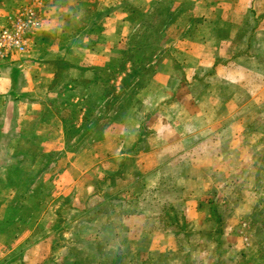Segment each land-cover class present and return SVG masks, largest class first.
Returning <instances> with one entry per match:
<instances>
[{"label":"rangeland","instance_id":"374dc122","mask_svg":"<svg viewBox=\"0 0 264 264\" xmlns=\"http://www.w3.org/2000/svg\"><path fill=\"white\" fill-rule=\"evenodd\" d=\"M207 1L0 0V28L37 12L29 51L9 63L23 65L24 124L42 130L13 147L19 117L0 96V234L5 216L26 222L0 236V264H264V41L249 40L264 4ZM197 10L205 21L189 29ZM202 37L201 54L169 46ZM184 57L194 93L154 105L159 63Z\"/></svg>","mask_w":264,"mask_h":264},{"label":"crops","instance_id":"0c3cea01","mask_svg":"<svg viewBox=\"0 0 264 264\" xmlns=\"http://www.w3.org/2000/svg\"><path fill=\"white\" fill-rule=\"evenodd\" d=\"M213 1V5H215L216 3H239V4H245V3H257L258 1L262 4H264V0H210ZM210 1L208 0L207 3L209 4ZM200 3V4H199ZM206 3V4H207ZM196 4L197 5H202L203 4V0H196ZM210 5V4H209ZM216 6V5H215ZM240 7V6H239ZM202 9L199 8V10ZM212 9V8H211ZM197 13H199V15H197ZM236 13L238 14V19L244 20V21H249L251 20V11H248L243 7L241 9H237ZM185 15L187 16V14L185 13ZM191 16V15H190ZM194 17L196 18L195 22H189L187 24V26H189V29H196V30H200V28H198L197 23L198 21H205L204 20V16L202 14H200V12L197 10V12L195 13ZM261 22H260V26L258 27V33H255L254 35H250L249 36V40L250 38H253V42L256 40H259L258 38H262L264 41V15L261 16ZM199 18V20H198ZM246 19V20H245ZM202 25V24H201ZM246 25V24H245ZM230 28V27H228ZM242 28L241 31L236 32L235 35L240 34L241 37V41H239L240 44H242L243 42H245V33L248 31V28L245 27H240V29ZM228 34H226L227 36L232 35L230 31L227 32ZM238 33V34H237ZM215 34V31H213L211 34L209 35H213ZM208 35V36H209ZM203 36V35H202ZM203 38V42H199V39H195V40H185V39H181V38H177V40H175V42H173L171 40L169 46H182V49H184L185 53H190V52H199L200 54L203 53L204 51H206V44L204 43V37ZM172 39V38H171ZM223 40V39H221ZM215 43L217 44V53L220 54L221 49V41L219 38V41L215 39ZM264 44V42H263ZM183 51V50H182ZM189 51V52H187ZM217 55V57L220 55ZM202 65V66H208L210 63L209 62H199L198 65ZM193 63H191L189 60H187V57H184L182 60L178 61V63L174 60H163V64L159 63V68H161V70H157V73L155 74V76L153 77L151 83L149 84V89H147V94H145V96H147V98L149 100H152L154 105L156 103H163V105H165L166 101L169 100H174L176 98L179 97V93L184 89H186L187 91L193 92L194 93V86L197 85L198 83H200V79L198 80V78L200 76H196L194 73L193 77L190 74V71H192L191 69L194 68ZM222 65V64H220ZM10 66V67H8ZM21 66L23 65H17V67H19V71L18 73H15L13 67H11V62H7V63H3L0 65V96L6 99V102H8V107H6L7 110V114L10 115V113L14 114L15 117L18 116L19 117V125L18 126H12V124L6 128L7 132H13L15 133V137L17 141H14L13 144L15 146L13 147H17L18 149H22L23 147H25V145L28 142V136L29 134H33L34 136L38 135L41 133V129L39 127H28L26 124H24V121L29 117L30 113L28 111V95H25L23 92L24 88L23 86L21 87V80H22V71H21ZM224 66V65H222ZM190 67V68H189ZM175 68H180L181 70L178 71ZM195 70V69H194ZM20 81V82H19ZM18 82L19 85H17L16 83ZM12 84L14 85V89L11 90ZM16 86V87H15ZM8 87V90H7ZM18 89V90H16ZM24 94V95H23ZM27 94V93H26ZM144 96V97H145ZM3 100V99H1ZM145 100V98H144ZM148 101V100H145ZM151 101V102H152ZM142 100L139 101V104L136 107H133L134 104L132 105V109L131 112L128 114L133 123L131 122V120H128L129 123H131V127L133 128V130H137L136 125L138 124V120L139 122L143 119L144 115H146V110H149L150 106L147 105L145 103V107H143L142 105ZM14 106V108H13ZM31 116V115H30ZM57 131V130H56ZM58 132V131H57ZM137 132V131H136ZM59 141V140H58ZM35 146L38 147H44V144H35ZM55 146H58L55 145ZM72 154V152H65L62 154V157L65 158L66 155L68 154ZM74 153V152H73ZM105 156H107V153H104ZM149 155V154H148ZM150 156H152V154H150ZM69 161V165L67 166V170H71V172L75 171V164L76 160H72ZM140 162H143V160L141 159ZM102 161L99 162V164H101ZM65 170L64 174L67 175V171ZM81 176H85L87 174L88 169L85 170H81ZM106 170L103 171V175H105ZM11 178H17V176L11 175ZM20 177V176H18ZM7 188V187H6ZM52 190V189H51ZM49 190L44 191L45 193H42V191L40 190V192H38L36 195L37 196H42V197H47V199H49V197L52 198L53 194L52 191L51 193L48 192ZM10 192H12V189H10ZM10 192H7V190H3V194L7 195ZM16 192V191H15ZM17 193V192H16ZM50 200V199H49ZM48 200V201H49ZM198 206V205H197ZM2 207L6 208V204H4L3 206H0V208L2 209ZM43 207V205H42ZM40 207V209H44ZM9 221V220H8ZM5 216V222L8 223V225H10V229L4 231L3 233L0 234V236H2L4 239L3 240H8L10 237H17L19 235V230L22 228L23 225L26 224V222L24 220H20L18 223H16V221L12 220L8 222ZM13 223V224H12ZM13 228L17 229L15 231V234L13 235ZM38 244L41 245V242H39ZM45 244V243H43ZM12 252L13 250H9V252Z\"/></svg>","mask_w":264,"mask_h":264},{"label":"built area","instance_id":"2783aa9c","mask_svg":"<svg viewBox=\"0 0 264 264\" xmlns=\"http://www.w3.org/2000/svg\"><path fill=\"white\" fill-rule=\"evenodd\" d=\"M39 26L37 12L25 9L0 28V65L9 62L15 54L29 51V36Z\"/></svg>","mask_w":264,"mask_h":264}]
</instances>
